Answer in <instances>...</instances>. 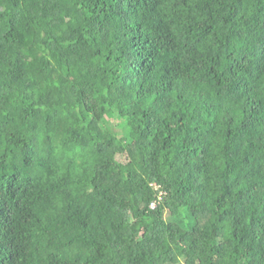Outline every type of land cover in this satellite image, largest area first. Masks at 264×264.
<instances>
[{
	"label": "trees",
	"instance_id": "trees-1",
	"mask_svg": "<svg viewBox=\"0 0 264 264\" xmlns=\"http://www.w3.org/2000/svg\"><path fill=\"white\" fill-rule=\"evenodd\" d=\"M0 264H264V0H0Z\"/></svg>",
	"mask_w": 264,
	"mask_h": 264
},
{
	"label": "rangeland",
	"instance_id": "rangeland-1",
	"mask_svg": "<svg viewBox=\"0 0 264 264\" xmlns=\"http://www.w3.org/2000/svg\"><path fill=\"white\" fill-rule=\"evenodd\" d=\"M119 159H120V161H123L124 157L123 156H119Z\"/></svg>",
	"mask_w": 264,
	"mask_h": 264
}]
</instances>
